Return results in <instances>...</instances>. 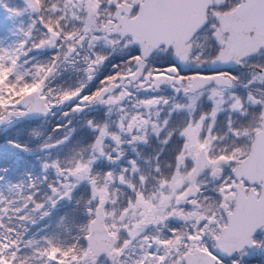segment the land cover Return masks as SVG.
Returning <instances> with one entry per match:
<instances>
[{"label":"snow or ice","instance_id":"6c2138e0","mask_svg":"<svg viewBox=\"0 0 264 264\" xmlns=\"http://www.w3.org/2000/svg\"><path fill=\"white\" fill-rule=\"evenodd\" d=\"M0 264H264V0H0Z\"/></svg>","mask_w":264,"mask_h":264}]
</instances>
